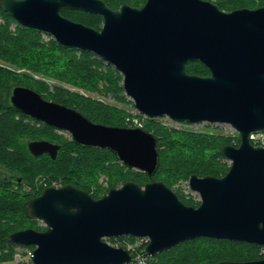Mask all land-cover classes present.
<instances>
[{
  "label": "water",
  "instance_id": "95a60500",
  "mask_svg": "<svg viewBox=\"0 0 264 264\" xmlns=\"http://www.w3.org/2000/svg\"><path fill=\"white\" fill-rule=\"evenodd\" d=\"M0 8L21 26L111 64L141 115L228 124L239 137L237 146L220 148L230 163L222 177L188 179L200 199L197 207L155 180L143 186L127 181L98 199L72 186L49 187L24 210L45 230L11 233L10 245L33 247L31 264H132L127 250L105 241L123 237L147 238L149 257L198 238L264 247V146L249 140L250 133L264 131V6L223 10L209 0H145L112 8L104 0H0ZM61 8L99 14L102 25L96 30L73 21ZM189 61L209 74L189 73ZM8 100L78 145L109 149L148 178L158 169L157 138L141 127L93 122L22 84L12 86ZM27 148L54 159L60 146L36 139ZM217 264H264V257Z\"/></svg>",
  "mask_w": 264,
  "mask_h": 264
},
{
  "label": "trees",
  "instance_id": "16d2710c",
  "mask_svg": "<svg viewBox=\"0 0 264 264\" xmlns=\"http://www.w3.org/2000/svg\"><path fill=\"white\" fill-rule=\"evenodd\" d=\"M104 1L117 8L121 3L141 6L145 0ZM209 1L223 10L264 6V0ZM60 12L96 30L102 25L99 14L66 8H61ZM13 24L14 29H11ZM44 34L47 39H44ZM0 62L4 63H0V264H31L29 259L16 262L14 256L18 247L31 251L33 247L10 245L8 236L26 229L43 230L36 221L25 216L24 210L28 201L46 188L53 187V184L58 187L72 186L98 199L127 181L143 186L155 180L173 190L185 205L197 207L199 202L184 196L175 187L186 183L193 174L197 177H222L230 166L219 151L225 144L237 146L238 136L233 138L219 132L176 129L157 122L155 118H147L141 128L157 138L159 159L157 171L152 178H148L144 172L119 162L109 149L78 145L58 133L56 128L15 110L8 100L14 84L32 87L48 100L74 108L93 122L111 126L128 127L132 114L121 104H133L124 94L122 75L111 64L89 51L63 46L50 34L21 26L1 8ZM8 64L26 72H18ZM186 66L189 73L209 74L208 69L198 61H189ZM33 73L40 77L35 78ZM48 78L81 91L59 84L50 85L46 81ZM36 139L58 144L60 148L56 157L31 155L27 142ZM126 240L135 242L134 238ZM108 241L117 242L115 239ZM262 250L263 247L243 242L198 238L163 251L151 261L152 264L249 262L262 259Z\"/></svg>",
  "mask_w": 264,
  "mask_h": 264
},
{
  "label": "rangeland",
  "instance_id": "374dc122",
  "mask_svg": "<svg viewBox=\"0 0 264 264\" xmlns=\"http://www.w3.org/2000/svg\"><path fill=\"white\" fill-rule=\"evenodd\" d=\"M11 29H14V24L11 25L10 27ZM44 39H47L48 36L47 35H43ZM0 63H3V62H0ZM4 64V63H3ZM7 66V64H6ZM8 67L18 71V72H26L24 69H18V68H15L14 66H11L8 64ZM32 74V73H31ZM34 77L35 78H39L40 75H37V74H34ZM50 85H54V84H59L65 88H68V89H71V90H78V91H81L80 89H77V88H74L68 84H65V83H62V82H59L57 80H54V79H51V78H48L46 80ZM96 97V95H93ZM108 102H113L112 100L110 99H104ZM119 105V103H116ZM122 107H125L129 112H132L134 114V119H132L131 123L133 125H140V126H144L147 122V117H145L144 115H141V116H138V112L137 110L130 106V105H122ZM157 120V122H160L162 123L163 125L167 126V127H171V128H176V129H189V130H198V131H203V132H219L221 134H225V135H229V136H232L233 138H235L236 136H238V133L231 129L228 125H220V124H198V125H188V124H185V123H178L176 121H173L171 120L170 118L166 117V116H163V117H158V118H155ZM58 133L60 134H63L64 136H67L70 138V135L67 133V132H64V131H58ZM229 162V161H228ZM100 181H102V179H100ZM53 186H55V184H53ZM57 186V185H56ZM185 183H180L178 186L175 187L176 190H179L184 196H186V188H185ZM190 193V192H189ZM191 194V193H190ZM37 222V221H36ZM38 224V227H40L41 229H44L45 226L41 223V222H37ZM117 242H114V243H111L109 242L108 240H105L110 246L112 247H116L119 248V247H124L123 245H119V242L125 240V243L126 242H129L128 240H126V238H120V239H115ZM131 243V242H130ZM134 243V242H132ZM138 245V242L135 243ZM134 244V245H135ZM16 254L14 256V259L16 260V262H19L20 260L21 261H28V257H29V253L32 251L30 249H27V248H22V247H18L16 248L15 250Z\"/></svg>",
  "mask_w": 264,
  "mask_h": 264
},
{
  "label": "built area",
  "instance_id": "2783aa9c",
  "mask_svg": "<svg viewBox=\"0 0 264 264\" xmlns=\"http://www.w3.org/2000/svg\"><path fill=\"white\" fill-rule=\"evenodd\" d=\"M178 123H185V122H178ZM201 123L202 124L203 123L204 124H217V123H209V122H200L197 124H189V123H185V124L195 126V125H198ZM220 125H228V124H220ZM228 126L231 129H233L230 125H228ZM135 127H142V126L135 125ZM249 140L254 145L264 146V131H256V132L250 133L249 134ZM185 185H186L185 186V188H186L185 192L187 194L186 197H192V199L195 202H199L200 201L199 196L189 190L187 182L185 183ZM123 238H125V237H123ZM137 242H138L139 246H137V244H135ZM147 243H148L147 238H138V239H135L134 243H130V242L125 243V240H123V241L119 242V245L120 246L123 245L124 247H121V248H124L125 250H127L132 255V259H133L132 264H152V261H151L152 257H149V256L144 254V248H145L144 245ZM262 253L264 254V247H263ZM30 256H31V252L29 253L28 259H30Z\"/></svg>",
  "mask_w": 264,
  "mask_h": 264
},
{
  "label": "flooded vegetation",
  "instance_id": "af4514ba",
  "mask_svg": "<svg viewBox=\"0 0 264 264\" xmlns=\"http://www.w3.org/2000/svg\"><path fill=\"white\" fill-rule=\"evenodd\" d=\"M125 94V93H124ZM129 100H131L128 96H126ZM131 102H132V100H131ZM132 104H133V102H132ZM132 107H134V104H133V106ZM135 108V107H134ZM138 112V111H137ZM129 113H131L132 114V117H131V120H130V122H129V126L128 127H135V125H133L132 123H131V121H132V119H134V114L132 113V112H129ZM138 114H140L139 112H138ZM141 115V114H140ZM58 130V129H57ZM58 131H62V130H58ZM65 132V131H64ZM69 134V133H68ZM71 138V137H70ZM52 143H54V142H52ZM56 144V143H55ZM45 154H47V153H45ZM42 155H44V154H42ZM48 155V154H47ZM49 156V155H48ZM17 184H19V183H17ZM53 187H58V186H53ZM39 196V195H38ZM45 230V228L43 229V230H40V231H44Z\"/></svg>",
  "mask_w": 264,
  "mask_h": 264
}]
</instances>
